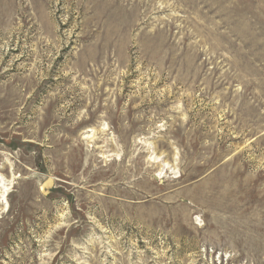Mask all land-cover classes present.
I'll use <instances>...</instances> for the list:
<instances>
[{
    "label": "rangeland",
    "instance_id": "obj_1",
    "mask_svg": "<svg viewBox=\"0 0 264 264\" xmlns=\"http://www.w3.org/2000/svg\"><path fill=\"white\" fill-rule=\"evenodd\" d=\"M0 264H264V0H0Z\"/></svg>",
    "mask_w": 264,
    "mask_h": 264
},
{
    "label": "bare ground",
    "instance_id": "obj_2",
    "mask_svg": "<svg viewBox=\"0 0 264 264\" xmlns=\"http://www.w3.org/2000/svg\"><path fill=\"white\" fill-rule=\"evenodd\" d=\"M169 168V167H168Z\"/></svg>",
    "mask_w": 264,
    "mask_h": 264
}]
</instances>
